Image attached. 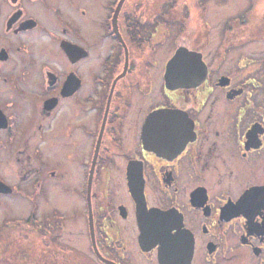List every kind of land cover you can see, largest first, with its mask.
Masks as SVG:
<instances>
[{
	"label": "flooded vegetation",
	"instance_id": "obj_1",
	"mask_svg": "<svg viewBox=\"0 0 264 264\" xmlns=\"http://www.w3.org/2000/svg\"><path fill=\"white\" fill-rule=\"evenodd\" d=\"M0 171L31 264H264V0H0Z\"/></svg>",
	"mask_w": 264,
	"mask_h": 264
},
{
	"label": "rangeland",
	"instance_id": "obj_2",
	"mask_svg": "<svg viewBox=\"0 0 264 264\" xmlns=\"http://www.w3.org/2000/svg\"><path fill=\"white\" fill-rule=\"evenodd\" d=\"M235 5L230 6L234 11L237 10ZM214 11L209 17H215ZM12 177L14 180L15 176L12 175ZM29 214V196L27 200L19 195L0 196V264H22V253L32 258L34 250L31 248L30 224L19 223L21 220L28 219ZM73 224L77 225L76 222ZM25 264H31V261Z\"/></svg>",
	"mask_w": 264,
	"mask_h": 264
},
{
	"label": "trees",
	"instance_id": "obj_3",
	"mask_svg": "<svg viewBox=\"0 0 264 264\" xmlns=\"http://www.w3.org/2000/svg\"><path fill=\"white\" fill-rule=\"evenodd\" d=\"M19 223H26L29 225L30 224V218L25 219V220H21ZM21 258H22L21 259L22 264L29 263L31 261V258H29L26 253H22Z\"/></svg>",
	"mask_w": 264,
	"mask_h": 264
},
{
	"label": "water",
	"instance_id": "obj_4",
	"mask_svg": "<svg viewBox=\"0 0 264 264\" xmlns=\"http://www.w3.org/2000/svg\"><path fill=\"white\" fill-rule=\"evenodd\" d=\"M179 55V54H178ZM179 56H176V58H174L172 61H171V65L173 66L177 60ZM9 190H11V188L4 184L3 182L0 181V192H8Z\"/></svg>",
	"mask_w": 264,
	"mask_h": 264
}]
</instances>
